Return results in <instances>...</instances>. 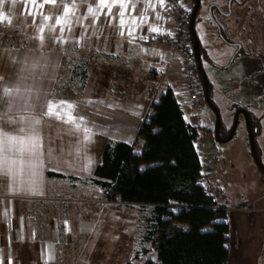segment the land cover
<instances>
[{"label": "crops", "instance_id": "crops-1", "mask_svg": "<svg viewBox=\"0 0 264 264\" xmlns=\"http://www.w3.org/2000/svg\"><path fill=\"white\" fill-rule=\"evenodd\" d=\"M234 2L205 0V16L210 18L203 16L197 28L202 45L206 40L215 49L213 55L208 54L213 58L207 57L206 61L218 71L235 66L242 71L256 57L252 68L259 72L263 68L262 56L243 49L245 39L238 37L242 30H238L237 20L226 22L225 17L239 16L245 10L241 6L231 12ZM158 5L159 0H106L105 6L100 0H56L55 4L44 0H4L0 4V12L11 20L0 21V29L30 34L26 44L0 43V137L16 138L5 144L3 154L18 162L10 174L0 173V264L130 261L134 232L128 234L129 239L133 238L130 243L125 239L127 222L133 224L134 220L116 206L94 214L84 200L94 194L104 195L103 187L93 178L108 143H124L133 152L141 151V118L148 117L152 104L165 91L158 90L157 77L162 60L171 55L172 40L157 42L150 38L154 34H173L174 28L172 22L155 12ZM90 7L95 9L94 15L89 14ZM66 8L72 11L65 14ZM252 11L253 25L249 29L253 36L246 39L247 46L263 45L264 5L248 9V14ZM58 19L66 23H57ZM228 31L236 35L234 40L227 36ZM226 38L241 44H229ZM237 52L240 53L236 55ZM229 56L231 64L224 63ZM65 64L71 65L73 79L85 78L79 82V93L61 90L59 81ZM90 70L100 73V85L90 84ZM149 72L155 77L150 78ZM175 79L173 92L183 106L186 120L195 125L193 114L184 105V75L178 69ZM256 79L253 85L262 81ZM234 81L239 79H213L214 91L216 88L220 94L225 89V94H231L240 83L233 84ZM99 86L101 90H95ZM253 91L260 93L255 87ZM61 101L74 106L70 111L77 117L79 130L68 121L66 106L56 108L62 118L46 115L50 103L59 105ZM253 114L260 121L257 149L264 156V102ZM197 126L203 130L204 125ZM49 171L65 177L49 175ZM137 206L141 209L135 214L138 222L151 207ZM254 209L258 221L264 222V204L249 206L244 212ZM145 233L140 239L147 244Z\"/></svg>", "mask_w": 264, "mask_h": 264}, {"label": "trees", "instance_id": "trees-1", "mask_svg": "<svg viewBox=\"0 0 264 264\" xmlns=\"http://www.w3.org/2000/svg\"><path fill=\"white\" fill-rule=\"evenodd\" d=\"M194 2L192 0L191 11ZM200 8L196 14L195 28L204 63V50L197 28V22L201 19ZM189 38L193 43L191 29ZM226 41L231 44L230 39L226 38ZM193 60L203 84L195 53ZM149 77L155 76L149 72ZM208 78L209 94L215 103L213 84ZM247 110L258 153L260 121ZM184 115L183 106L173 90L162 92L140 127L139 136L144 139L141 151L133 152L124 143H108L93 180L103 187L106 197L112 200L138 204L142 208L151 207L145 215V237L155 247L158 260L150 258L143 264H229L228 213L214 207L213 197L206 194L200 183L201 163L196 141L202 127L189 123ZM224 126L222 118L219 129L222 138L231 130V127L225 129ZM48 174L65 177L52 171ZM261 175L264 180L262 172Z\"/></svg>", "mask_w": 264, "mask_h": 264}, {"label": "rangeland", "instance_id": "rangeland-1", "mask_svg": "<svg viewBox=\"0 0 264 264\" xmlns=\"http://www.w3.org/2000/svg\"><path fill=\"white\" fill-rule=\"evenodd\" d=\"M243 1H247V3L242 4ZM260 5H264V0H235L231 12L234 10L235 7L241 6H243V10H245L242 12L240 11V17L238 15L235 16L233 14L231 15L230 13H228L231 16H227L225 17V19L226 22L227 20H230L232 22H235L236 20L238 21L237 26L240 28L238 30H242V33L240 32L238 37H240V39H245V42H242L244 44L243 49L247 53L250 51L254 54V56L260 54L262 56V59L264 60V43L263 45L251 44L250 46H247L246 42V39L249 36L250 38H252L253 36L252 29L249 28L253 25L252 23H250V17L252 16V13L254 11L248 14V9L253 10L254 7L258 8V6ZM226 10L227 12H230V8ZM199 16L200 18H202L203 16L204 18L206 17L205 0H202ZM206 18H210V16H207ZM212 19L213 18L211 17L210 20ZM225 19H223V22ZM198 25L199 21L197 22V26ZM205 33L206 32L203 30V38ZM225 33L228 34L227 36H229L230 39L234 40L236 38V35L230 33L229 31ZM29 35L30 34L28 33L26 35H23L20 32L18 33L8 29H0V43L11 42L17 44H26L30 42ZM230 43L241 44V42L236 41H231ZM203 50L205 59V62L203 64L205 65L207 75L210 77V79H212L211 81H213V79L218 80L227 77H233L235 80L239 79L238 82H240L238 88H236L233 93L228 95L224 93L225 89H219L221 93L217 94L216 91L218 90L215 88L214 91L213 88V98L215 99L214 101L220 109L225 125L224 128L229 129L232 125L233 116L236 109L243 107L249 109L250 112L253 114L257 112L258 106H260L261 103L264 102V61L263 68L259 72H257L256 69L252 68L254 67L253 65L256 63L254 60L256 57H253V60H251L247 66H244L245 68L242 71H240L239 66L235 65V67L230 70L218 71V69H214L213 66L210 63H207L208 61H206L207 57H209V59L213 58L210 56L213 55L215 51V49H213L212 43L207 42L205 40L203 43ZM229 58L231 60L232 56H229L224 63L229 62V64H231V62L228 60ZM73 62H75V58H73L71 65ZM71 65L69 66L65 64V70H63L59 83L60 87L62 88L61 90H63L64 93L76 94L80 92V89L78 88V86H80L79 82L83 83V81H85V78H83L82 80L73 79L70 76L69 71ZM88 72V75H90V84L100 85V73L97 70H90ZM215 74H218L219 76L216 77ZM252 78H258L256 79V82H260V79H262V84L260 82L257 85H253ZM238 82L234 81L233 84H238ZM259 85L261 88H259ZM254 87L258 92H260L259 94L253 91ZM95 90H101L100 86ZM195 115L199 123H201L202 125H209L210 127L214 126L216 119L215 113L212 108L208 105H205L202 108L196 110ZM215 145L216 149L214 150L218 151L220 154V159L216 164V174L219 182L218 185L222 187V189H224V192L226 193V199H229V203L232 204L231 206L238 207L229 211L228 213V221L230 224L229 264H264V222L258 221V216L255 215V209L249 212H244L246 211L245 209H249V206L258 207L264 204V180L261 176V172L258 166L256 165L250 153L247 125L243 115H241L239 118L238 127L232 139L224 143H219L216 141ZM258 152L260 158L264 163V156L263 153L260 151L259 147ZM79 197L80 196H78L77 199ZM105 197V194L100 197L94 194L93 197L89 196L87 200H84V204L89 208L92 207L93 209L91 212H93L94 214L99 211L102 212L104 208H107L109 206H116L121 211H124L126 217H129V220H134L133 224L127 222L125 239V242L133 240V238H128V234L129 232H132V234L134 232V251L133 253H131V255L128 254L131 258V264H143L150 258L157 261V251L154 246H152L150 242L146 244L143 238L140 239V237H143L144 233L147 230V221L145 219L146 210L143 213V217H141V221L137 222L135 214L139 212V210H141L137 206V204L126 205L119 203H109L105 205L103 203H100V201L103 200ZM147 212H149V210H147ZM123 231L124 230H122V232ZM139 241H141V243ZM144 248L147 249L145 250Z\"/></svg>", "mask_w": 264, "mask_h": 264}, {"label": "built area", "instance_id": "built-area-1", "mask_svg": "<svg viewBox=\"0 0 264 264\" xmlns=\"http://www.w3.org/2000/svg\"><path fill=\"white\" fill-rule=\"evenodd\" d=\"M191 4L187 0H159L155 12L166 18L173 28V34H154L151 36V40H172L171 55L169 58L162 60L160 72L157 77L158 90H167L175 88V72L180 70L184 75V86L181 93L187 96V100L184 105L188 108L190 114H193L195 125L199 124L196 118V110L206 105L203 84L199 78L198 72L195 70L193 64L194 48L193 43L189 38L190 30V10ZM145 117L141 118L144 122ZM216 140L213 132L210 130V126L206 125L198 140L196 141V148L199 152L201 163V178L200 183L203 185L204 191L214 199V207L216 209L229 211L238 208L232 207L226 199V193L224 189L218 185V179L216 174V164L220 159V154L216 149ZM103 204L119 203L126 205H134L133 203L123 202L120 200L113 201L109 197H105L100 201Z\"/></svg>", "mask_w": 264, "mask_h": 264}, {"label": "water", "instance_id": "water-1", "mask_svg": "<svg viewBox=\"0 0 264 264\" xmlns=\"http://www.w3.org/2000/svg\"><path fill=\"white\" fill-rule=\"evenodd\" d=\"M200 4H201V0H195L194 6L191 11L190 29H191L192 39H193V48H194L196 62L199 66L201 76L203 78V87H204V96H205L206 105L212 108V110L215 113V117H216L215 124L214 126L210 127V130L213 132L215 140L217 142L219 143L227 142L230 139H232V137L235 135L237 127H238V123H239V117L240 115H243L244 120L247 125L249 148H250L251 156L253 160L255 161L256 165L258 166V168L264 174V163L256 150L255 135H254V130H253L252 123H251V117H250L249 111L246 108L240 107L235 110L231 130L229 134L224 138L219 136V129H220L221 121H222V115H221L219 107L213 102L209 94V78L204 68L203 62H202V58L200 54L199 37L197 35V31L195 28V18L200 8Z\"/></svg>", "mask_w": 264, "mask_h": 264}, {"label": "snow or ice", "instance_id": "snow-or-ice-1", "mask_svg": "<svg viewBox=\"0 0 264 264\" xmlns=\"http://www.w3.org/2000/svg\"><path fill=\"white\" fill-rule=\"evenodd\" d=\"M4 2V0H0V4H2ZM13 2H15V0H13ZM30 3H35V0H29ZM45 3H53L55 4L56 0H44ZM161 2H163V0H161ZM100 4L101 6H105L106 5V0H100ZM41 7L43 5H40ZM72 9L71 8H66L65 9V14H67L68 12H71ZM89 14L94 15L95 14V9L93 8H89ZM45 19H50L49 17H45ZM0 21H8V23H11L10 18L3 12H0ZM57 23H66L65 20L63 19H58ZM121 23H123V20L121 21ZM155 31V29H154ZM43 37H41L42 39ZM6 94H10V90L5 89L4 90ZM60 106H66V108L69 110L67 112V117H68V121L70 123H75L76 124V128L79 130L80 128V124L77 122V117L72 116L71 115V109L74 107L73 105H71L70 103L66 102V101H61L59 102V105L56 104H49L48 110L46 112V115L52 116L55 115L57 118H62L61 113L56 111L57 107ZM83 117H79L78 120L79 121H83ZM84 131H88L86 128L84 129ZM16 138L14 137H10L7 138V140H5L4 138L0 137V173L4 174V175H8L12 172V168L14 165H16L18 162L15 160H10L6 155H4L3 153L5 152V144L6 143H12L13 141H15ZM21 164L22 167V162H19ZM205 231H207V229H205Z\"/></svg>", "mask_w": 264, "mask_h": 264}, {"label": "flooded vegetation", "instance_id": "flooded-vegetation-1", "mask_svg": "<svg viewBox=\"0 0 264 264\" xmlns=\"http://www.w3.org/2000/svg\"><path fill=\"white\" fill-rule=\"evenodd\" d=\"M192 8H193V7H192ZM217 10H218V11H220V9H219V8H217ZM211 11H213V8L211 9ZM211 11H210V12H211ZM258 154H259V153H258ZM259 156H260V155H259ZM260 172H262V171L260 170Z\"/></svg>", "mask_w": 264, "mask_h": 264}]
</instances>
